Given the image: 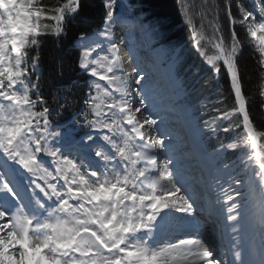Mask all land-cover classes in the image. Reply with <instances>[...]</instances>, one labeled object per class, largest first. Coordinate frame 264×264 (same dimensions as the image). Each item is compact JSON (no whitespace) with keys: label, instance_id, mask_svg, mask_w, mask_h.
Segmentation results:
<instances>
[{"label":"snow or ice","instance_id":"6c2138e0","mask_svg":"<svg viewBox=\"0 0 264 264\" xmlns=\"http://www.w3.org/2000/svg\"><path fill=\"white\" fill-rule=\"evenodd\" d=\"M87 3L0 0V264H264V204L253 210L248 179L258 177L264 192V128L254 127L239 64L252 46L264 112V0L237 4L238 16L232 0L223 9L203 0L193 48L216 77L227 75L234 103L209 120L197 119L195 105L187 114L200 143L190 154L199 173L191 178L150 74L135 58L132 72L123 71L120 0H102L101 26L80 37L75 62L87 91L73 118L62 122L74 107L66 96L54 97V107L42 93V38L59 41ZM77 125L85 129L79 139ZM221 132L227 142L211 152L202 146ZM201 214L210 233L181 226Z\"/></svg>","mask_w":264,"mask_h":264},{"label":"trees","instance_id":"16d2710c","mask_svg":"<svg viewBox=\"0 0 264 264\" xmlns=\"http://www.w3.org/2000/svg\"><path fill=\"white\" fill-rule=\"evenodd\" d=\"M132 1L140 5L146 20L156 25L158 29L156 37L159 41L169 45L171 48L178 45L181 46L178 64L184 75V83L187 84L189 89L188 103L192 106L195 105L196 109H198L196 111L198 119L201 121L209 120L215 115V108L230 109L234 99L231 96L227 75L222 70L221 74L215 79L212 72L205 70L204 64L193 48L191 31L185 25L179 0ZM240 1L232 0L234 15H236L234 7ZM65 2L66 0H41V3L48 5ZM102 19V0H88L87 7L82 11L80 17L70 25L67 34L62 36L59 41L55 40L51 35L42 38L39 65V74L42 79L41 91L49 104L54 107L56 105L53 101L57 95L66 96L73 102L74 107L66 113H61L64 120L72 119L77 108L81 106L85 87V76L77 69L75 62L78 58V50L72 41L78 35L87 33L99 26ZM43 22L54 23L47 20ZM235 27L241 38L247 39L244 29L239 24ZM225 30L229 34L227 24ZM239 64L245 77V94L253 97L248 106L252 114L254 127L260 130L264 128V112L260 110V96L256 91L258 79L252 46L245 45L243 54L239 56ZM199 85L202 87L196 90ZM220 101H223V103H220ZM52 115L56 120L61 119L55 112ZM218 140L226 142L227 137L221 132L218 136L208 138V146L218 145Z\"/></svg>","mask_w":264,"mask_h":264},{"label":"bare ground","instance_id":"6f19581e","mask_svg":"<svg viewBox=\"0 0 264 264\" xmlns=\"http://www.w3.org/2000/svg\"><path fill=\"white\" fill-rule=\"evenodd\" d=\"M132 26L136 27L135 24H132ZM138 30H139V37L143 40V38L145 37V35H143V30L139 29V28H138ZM77 44L80 47V40L77 41ZM140 46L143 49H147L148 48V44L147 43L141 42ZM145 53H149V51L147 52V50H146ZM156 57L151 56V55H147V61L150 60V62L153 65V67L155 69L159 70L160 66L162 65V61H160L161 59H159L160 58L159 55H157ZM157 66H159V67L157 68ZM165 73L166 72H163V73L162 72H158L157 76H156L157 77L156 81H160L159 84H161V88H158V89H160L158 95H161V97H167L169 95V93H170V91L167 89V87L164 86L165 85V81L161 80L162 74H165ZM155 96L156 95H155V92H154V98H155ZM156 100H158V98H155V104H156L157 110L158 109H162L160 111L158 110V112H159L160 115H163L162 111H163L164 108L170 107V101H165V102L158 103V102H156ZM171 115H174V114L172 113ZM166 120H167V118H166ZM167 125H168V128L171 131L176 130V128L175 129L173 128L172 124H167ZM181 132H182V130H180L178 132V134H180ZM183 134L186 135V137H187V135L193 134V132L190 129H185V130H183ZM183 138H184L183 136L174 137V150H175L176 155L178 156V158H180L182 161H186V164H185V167H184L183 171H184V174H185L186 177L191 178L193 176L192 175L193 170H189L188 166L189 165H193L194 161L189 158L190 154L188 153V147L187 146H189L190 142L188 143V145H185L186 142L183 140ZM195 140H197L196 136H195ZM257 178L255 180H253V179H251V175H250V177L248 179H249L250 186L254 190V195L252 197V204L254 205L253 210L256 211V212H259L260 209H261L262 204H264V192H261L260 188L258 187V184L255 183L257 181ZM209 221L210 220H208L205 215L201 214V215H197L196 220L187 221V222L183 223L182 225L184 226L185 230H187V231L188 230H190V231L199 230V231L204 232V233H210V230L212 228H206L205 227V225L208 224ZM209 238L213 239L211 236ZM213 242H215V241L213 240Z\"/></svg>","mask_w":264,"mask_h":264},{"label":"rangeland","instance_id":"374dc122","mask_svg":"<svg viewBox=\"0 0 264 264\" xmlns=\"http://www.w3.org/2000/svg\"><path fill=\"white\" fill-rule=\"evenodd\" d=\"M179 2H180V6H181V14H182V16L184 18L185 25L190 29L191 32L193 31V26H195L197 29H199L200 28V15H199V12H200V8H201V6L203 4V0H179ZM209 2L210 3H214V4H218V5L221 6V9H223L224 0H209ZM120 5L121 6L119 7L118 11H120L123 14H126L127 16H130L131 18H133L134 22H138V23L141 24L139 26V28L145 29L146 39L143 38V40H142L140 38V41H143V43L149 44V47H148L149 50H152L154 47H156L157 44H153L155 42V39H154V36H153V32H152L154 28L152 26H150V25H143L141 23L142 20L140 19V16L137 14V12L135 11V8H133V6L129 3L128 0H126V2L120 1ZM190 18L192 20V24L189 23V19ZM219 18H220L221 26H222V28L224 30V35L227 38V37L230 36V32L228 34V32L225 30V25L227 24V22H226L227 18L225 16V13H224L223 10L220 11ZM147 34H149V35H147ZM209 35H210V30L207 29V27H206L205 36H209ZM202 43L207 44V47L205 48V51H206V53L208 55L211 56V55H215L216 54L215 48L211 44H208L207 40L202 41ZM160 48L162 50V53L165 54L166 51H167V48H165L164 46H161ZM161 57L160 58L158 57V58L162 60L163 56L161 55ZM200 58L206 64V61L202 57H200ZM164 60L170 62L171 59L170 58H165ZM175 61H177V60L175 59ZM162 62L165 65V62L164 61H162ZM159 66H157V68ZM207 67L210 68V66H208V65H207ZM214 78L216 79L217 77L214 75ZM177 79L180 80L178 76H177ZM179 86H180L179 90H180V92H182L183 91L182 86L181 85H179ZM201 87L202 86L199 85L196 88V90L200 89ZM171 108H172L173 112L176 113V115L180 111H183L184 114L187 116V114L190 112L188 110V108L183 105V103H178V104L174 103L173 105H171ZM260 143H264V140H261ZM250 175L251 174L248 175V178L250 177ZM258 181L259 180L257 178V181L255 183L259 184Z\"/></svg>","mask_w":264,"mask_h":264}]
</instances>
